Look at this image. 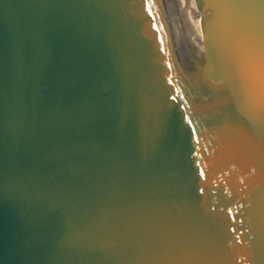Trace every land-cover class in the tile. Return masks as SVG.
I'll use <instances>...</instances> for the list:
<instances>
[{
	"label": "water",
	"instance_id": "water-1",
	"mask_svg": "<svg viewBox=\"0 0 264 264\" xmlns=\"http://www.w3.org/2000/svg\"><path fill=\"white\" fill-rule=\"evenodd\" d=\"M0 264H264V0H0Z\"/></svg>",
	"mask_w": 264,
	"mask_h": 264
}]
</instances>
